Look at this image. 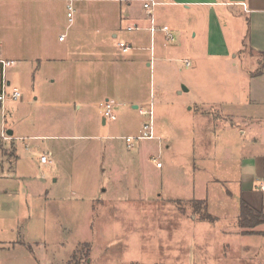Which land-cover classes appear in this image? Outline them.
Masks as SVG:
<instances>
[{
    "label": "rangeland",
    "instance_id": "1",
    "mask_svg": "<svg viewBox=\"0 0 264 264\" xmlns=\"http://www.w3.org/2000/svg\"><path fill=\"white\" fill-rule=\"evenodd\" d=\"M151 2L82 0L70 24L63 1H0L1 57L15 62L6 93H20L0 104V264H234L245 246L264 254V239L238 233V205L226 197L234 185L217 181L223 116L203 104L248 98L247 80L235 77L250 66L245 24L234 8ZM151 18L168 32L152 39ZM106 99L116 120L102 124ZM201 108L216 120L199 136ZM150 110L154 138L126 144ZM240 124L264 134V120ZM177 128L195 152L163 148Z\"/></svg>",
    "mask_w": 264,
    "mask_h": 264
},
{
    "label": "crops",
    "instance_id": "2",
    "mask_svg": "<svg viewBox=\"0 0 264 264\" xmlns=\"http://www.w3.org/2000/svg\"><path fill=\"white\" fill-rule=\"evenodd\" d=\"M6 3H20L27 0H0ZM53 1H63L64 0H53ZM82 1V0H81ZM155 3L160 4H171L176 6H184L185 9H188L190 6L206 7L211 8L221 7V8H234L238 14L240 22L245 24V36H242L241 43L244 40H247L248 50L251 54L250 56V66L247 68H242L239 74L235 77L242 79L244 77L247 80V85L245 87L248 89V98H243L238 93L235 96H231L230 99L222 98L221 100L209 102L206 101L204 108H215L223 116V121L221 122V127L218 132L221 135V141L224 143L225 151L221 153L223 161L226 166L224 172L221 176H224V182H230L234 185L233 192H226V197L228 200H233V202L238 205L241 201L246 203L252 209L264 213V191L261 189V186L264 188V134H252L247 130H241L242 122L250 121L258 123L264 120V0H151ZM120 17V16H119ZM118 17V18H119ZM157 26L156 31H160L161 25L155 20ZM242 24V23H241ZM129 27V26H128ZM126 27V28H128ZM126 30V29H125ZM147 31V30H146ZM155 31V32H156ZM149 32V31H148ZM150 35V32H149ZM112 37H117L114 33ZM153 39V37H152ZM65 37L62 41L58 42L63 43ZM130 45V44H129ZM131 46V45H130ZM132 49V48H131ZM142 45L136 43V50H141ZM144 49V48H143ZM142 49V50H143ZM243 50H239V53ZM65 53V52H64ZM2 49L0 46V59H2ZM67 55V54H65ZM64 55V56H65ZM65 60V59H64ZM61 59V61H64ZM149 66V65H147ZM242 83L239 82L235 84V92L241 91ZM246 89V90H247ZM247 97V96H246ZM248 99V100H247ZM107 100V99H106ZM245 100V101H244ZM242 102H248L250 104L251 114H244V112L236 111L237 107H241ZM233 103V104H232ZM137 106V105H135ZM194 111V118L198 120L197 135H203L205 130L210 132L206 127L208 125H214L216 117L213 114H205L202 109ZM134 109V106L131 107ZM187 111H191L189 108ZM105 122V121H104ZM105 124V123H104ZM193 126V125H192ZM10 131V130H9ZM195 133V132H194ZM200 140L202 138H199ZM242 139V140H241ZM189 138H184V134L181 129H176V135L174 140L167 145L166 140H163V148L170 149L173 147L176 148H187V151L195 152L196 144L193 141H190ZM202 147L201 144L197 145ZM47 154V153H45ZM42 155V154H41ZM40 155V156H41ZM50 155V154H48ZM39 156V157H40ZM51 157V155H50ZM52 158V157H51ZM201 157H198L200 160ZM195 158H192L191 164L195 168ZM39 163V158H38ZM1 167V166H0ZM162 167V166H160ZM179 167L181 165L179 164ZM181 170V168H179ZM194 171V170H193ZM180 178L184 179L185 187L189 185L190 180L186 174H182L180 171ZM231 176V177H229ZM201 202V201H197ZM239 212L236 218H238ZM260 226L255 227L250 230V233L245 234L242 229L238 232L242 236L246 237H260L264 239V230H257ZM245 246V245H244ZM245 251V258L239 254L237 260L234 261V264H241L242 261L247 262V260H258V255L262 254L258 247L257 249H252L251 246L243 247ZM242 252V250H240ZM255 256V257H253ZM264 260V259H263ZM237 262V263H236Z\"/></svg>",
    "mask_w": 264,
    "mask_h": 264
},
{
    "label": "built area",
    "instance_id": "3",
    "mask_svg": "<svg viewBox=\"0 0 264 264\" xmlns=\"http://www.w3.org/2000/svg\"><path fill=\"white\" fill-rule=\"evenodd\" d=\"M64 1H65V7H66V17H67L69 23L71 24L73 14H74V6L77 2H80L81 0H64ZM156 5H157V3L153 2V1L151 2L152 7L156 6ZM144 6L148 7V5H146V4ZM138 29L139 28H137L136 26L134 28L128 27V28H126V31L132 32V31H136ZM160 30L163 33L168 32V28L166 26H162L160 28ZM148 31L150 32V35L152 38L155 31H156V26H155V23H154L152 18L150 20V27L148 28ZM167 36H168L167 38L169 41H173V38L171 36H169V35H167ZM63 39H64V35L59 37V41H62ZM117 47L124 54L128 53L131 50V46L129 44L124 43V42H118ZM14 64H15V62L12 60H1L0 59V104H2L7 98L11 101H17L20 98V93H19L17 88H11L10 93L9 94L6 93V89L8 87H10V83L6 79V69L13 66ZM189 65H190V63L186 61L185 66L189 67ZM100 107L102 108V115H103V119L105 122L116 120V117L113 114L114 104L111 101L105 100L103 103H100ZM138 112H139V114H142V115L147 114V112H145L141 109ZM148 116H149L148 124H144L142 130L139 131V133L136 136L126 137V138L122 137V139L125 141L126 144H131L132 141L145 140V139L150 140V139L154 138L151 110L148 111ZM128 146L131 147V145H128ZM50 162H51L50 155L42 154L39 157V163L41 165H46ZM156 166L160 167V164L157 163ZM261 189L264 191L263 186H261Z\"/></svg>",
    "mask_w": 264,
    "mask_h": 264
},
{
    "label": "trees",
    "instance_id": "4",
    "mask_svg": "<svg viewBox=\"0 0 264 264\" xmlns=\"http://www.w3.org/2000/svg\"><path fill=\"white\" fill-rule=\"evenodd\" d=\"M237 224L245 234L250 233V230L264 224V213L252 209L246 203L241 201L239 204Z\"/></svg>",
    "mask_w": 264,
    "mask_h": 264
},
{
    "label": "water",
    "instance_id": "5",
    "mask_svg": "<svg viewBox=\"0 0 264 264\" xmlns=\"http://www.w3.org/2000/svg\"><path fill=\"white\" fill-rule=\"evenodd\" d=\"M134 109H137V106H134ZM105 122H104V119H102V124H104ZM7 134L8 135H12V133H11V131H7Z\"/></svg>",
    "mask_w": 264,
    "mask_h": 264
}]
</instances>
